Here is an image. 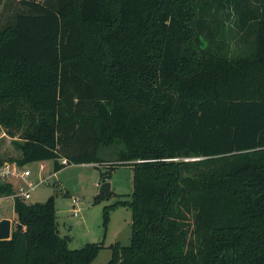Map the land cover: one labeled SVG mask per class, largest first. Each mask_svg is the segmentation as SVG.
Listing matches in <instances>:
<instances>
[{
  "label": "trees",
  "instance_id": "trees-1",
  "mask_svg": "<svg viewBox=\"0 0 264 264\" xmlns=\"http://www.w3.org/2000/svg\"><path fill=\"white\" fill-rule=\"evenodd\" d=\"M1 5L0 127L19 157L0 164L128 167L130 200L103 224L119 205L132 222L127 246L71 249L55 195L15 198L0 264H91L103 248L107 264H264V0Z\"/></svg>",
  "mask_w": 264,
  "mask_h": 264
},
{
  "label": "rangeland",
  "instance_id": "rangeland-1",
  "mask_svg": "<svg viewBox=\"0 0 264 264\" xmlns=\"http://www.w3.org/2000/svg\"><path fill=\"white\" fill-rule=\"evenodd\" d=\"M0 0V16L2 3ZM2 12V13H1ZM3 21H0V24ZM9 137L0 127V158H18L19 151ZM17 140V139H16ZM65 160V158H63ZM44 163L46 168L40 172V165ZM33 176L30 180L36 181L40 177L50 176L54 171L52 161L35 162L27 165ZM103 169L96 164H71L59 172L55 177L48 179L47 183L40 185L32 192V197L27 203L45 202L49 196H56V216L61 236H69V247L80 249L87 243L104 241L106 247L120 242L129 245L131 237L132 213L130 208L118 206L110 212L109 220L104 227L103 213L107 206L117 201L130 200L132 191V170L128 167L115 170ZM110 171L106 182L111 184L113 196L105 198L102 202H95L96 195L103 184L102 171ZM73 198H77L76 207L73 206ZM0 216L10 217L13 228L16 223V214L13 207V199L7 198L1 203ZM73 209H79L78 217L72 213ZM13 231V230H12ZM111 259V249L103 248L91 264H107Z\"/></svg>",
  "mask_w": 264,
  "mask_h": 264
},
{
  "label": "built area",
  "instance_id": "built-area-1",
  "mask_svg": "<svg viewBox=\"0 0 264 264\" xmlns=\"http://www.w3.org/2000/svg\"><path fill=\"white\" fill-rule=\"evenodd\" d=\"M60 163L65 164L66 160H60ZM46 168L45 164L40 165L39 171L42 172ZM33 176L32 171L27 166H20L16 162L5 161L0 164V181L12 182L15 188V192L11 196L0 197L2 199L12 198L13 201L15 198H20L23 201H28L32 197V192L42 184L47 183L48 179L56 176V172L50 174L47 177H40L36 181L30 180V177ZM73 206L77 205V198L72 200ZM79 209H73L72 213L75 217H78ZM1 218V216H0Z\"/></svg>",
  "mask_w": 264,
  "mask_h": 264
},
{
  "label": "water",
  "instance_id": "water-1",
  "mask_svg": "<svg viewBox=\"0 0 264 264\" xmlns=\"http://www.w3.org/2000/svg\"><path fill=\"white\" fill-rule=\"evenodd\" d=\"M111 192V184L109 182H104L100 187L99 194H108ZM12 236V221L10 219L0 220V240L10 239ZM121 262V261H120Z\"/></svg>",
  "mask_w": 264,
  "mask_h": 264
},
{
  "label": "crops",
  "instance_id": "crops-1",
  "mask_svg": "<svg viewBox=\"0 0 264 264\" xmlns=\"http://www.w3.org/2000/svg\"><path fill=\"white\" fill-rule=\"evenodd\" d=\"M58 172H59V171H58ZM3 200H5V199H2V200L0 201V203H1ZM13 207H14V201H13ZM0 210H1V204H0ZM0 213H1V212H0ZM1 216H2V214H1ZM5 218L10 219V220L12 221V219H11L9 216H8V217L6 216V217H4V218L1 217L0 220H1V219H5ZM15 223H16V220H15ZM12 228H13V225H12ZM12 230H13V229H12Z\"/></svg>",
  "mask_w": 264,
  "mask_h": 264
}]
</instances>
